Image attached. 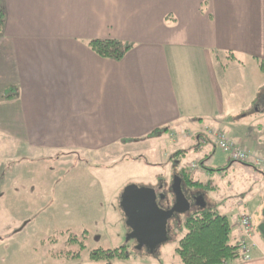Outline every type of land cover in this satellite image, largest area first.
Here are the masks:
<instances>
[{
	"label": "crops",
	"instance_id": "crops-1",
	"mask_svg": "<svg viewBox=\"0 0 264 264\" xmlns=\"http://www.w3.org/2000/svg\"><path fill=\"white\" fill-rule=\"evenodd\" d=\"M92 40L132 48L113 61L92 52ZM223 55L233 67L220 65ZM243 60L264 69V0H0V88L16 98L0 106V134L22 146L25 158L80 152L97 166L126 158L132 150L125 146L154 140L148 135L156 129H167L184 154L193 141L206 158L217 150L214 141L205 136L201 145L198 137L223 131L264 157V122L243 125L223 115L259 93ZM244 213L233 232L230 226L234 246ZM257 238L248 261L225 264H264Z\"/></svg>",
	"mask_w": 264,
	"mask_h": 264
},
{
	"label": "rangeland",
	"instance_id": "rangeland-1",
	"mask_svg": "<svg viewBox=\"0 0 264 264\" xmlns=\"http://www.w3.org/2000/svg\"><path fill=\"white\" fill-rule=\"evenodd\" d=\"M220 63L234 66L229 55L221 56ZM244 64L259 93L253 103L242 99L244 102L229 107L223 115L243 125L258 126L264 122V69L252 61ZM184 67L185 75H189L191 65L185 63ZM186 83L190 89L191 80ZM12 95L10 90L0 88V106L8 99H16L15 93ZM198 117L204 122L210 120ZM170 140V133H163L154 140L136 142L123 148L132 150L125 157L135 161L119 157L97 166L95 160L80 152L41 151L35 157H29L28 152L24 153L25 158L19 155L22 146L1 136L0 264H180L176 249L186 233L184 221L200 208V198L209 209L226 216L230 226L244 211L257 228L264 211V172L238 163L228 164L219 150H211L204 158L202 150L193 148V141L184 145L188 147L185 154H177L181 147L176 149ZM191 162H198L191 178L203 186L194 189L181 182L189 211L174 214L168 221L166 242L153 251L138 249L135 241L128 240L130 232L120 208L123 190L129 185L162 189L165 202H160V206L169 208L175 202L173 179L183 168L190 172ZM205 167L210 171H205ZM30 218L32 225L16 235L17 228ZM256 233L263 243L260 233ZM120 247H125L128 255L124 261L90 259L92 251Z\"/></svg>",
	"mask_w": 264,
	"mask_h": 264
},
{
	"label": "trees",
	"instance_id": "trees-1",
	"mask_svg": "<svg viewBox=\"0 0 264 264\" xmlns=\"http://www.w3.org/2000/svg\"><path fill=\"white\" fill-rule=\"evenodd\" d=\"M87 46L97 56L113 61H120L132 48L129 44L114 40H92L87 42ZM261 67H264L263 63H261ZM166 131L167 129H156L148 135V138L158 137ZM182 153L178 152L177 154ZM124 160L135 161L136 159L131 157L124 158ZM202 162H200V167ZM178 177L181 182L191 188L196 189L203 186L201 182L194 181L191 174L184 168L181 169ZM156 192L160 194L162 190L156 189ZM184 227L186 233L176 249L181 264H222L239 258L238 247L230 243L231 227L226 216L218 215L205 205L204 208L200 207L194 210L185 219ZM256 231H258L257 228ZM113 258L121 261L128 259L125 247L114 250L99 249L90 254L91 261L95 262Z\"/></svg>",
	"mask_w": 264,
	"mask_h": 264
},
{
	"label": "water",
	"instance_id": "water-1",
	"mask_svg": "<svg viewBox=\"0 0 264 264\" xmlns=\"http://www.w3.org/2000/svg\"><path fill=\"white\" fill-rule=\"evenodd\" d=\"M174 204L169 209L160 207L158 201L165 200L163 194L158 195L154 188L129 185L120 197V208L126 219V226L130 233L128 240L136 242L137 248H146L153 251L158 245L167 240V223L174 214H183L189 211L190 203L181 191V179L175 176L172 184ZM199 207L205 203L197 200ZM263 221L257 230L264 242V211Z\"/></svg>",
	"mask_w": 264,
	"mask_h": 264
},
{
	"label": "built area",
	"instance_id": "built-area-1",
	"mask_svg": "<svg viewBox=\"0 0 264 264\" xmlns=\"http://www.w3.org/2000/svg\"><path fill=\"white\" fill-rule=\"evenodd\" d=\"M261 131L264 134V125ZM204 136L212 139L216 147L222 153L226 154L229 160L240 164L251 163L255 168L264 170V157L262 158L252 155L251 152L241 148L239 145L231 141L224 132L206 131ZM203 137L200 141L204 144L205 141ZM238 228L241 232L239 248L242 254V259L248 261L250 259V251L256 248V245L253 243L254 227L251 217L247 214H241L238 220Z\"/></svg>",
	"mask_w": 264,
	"mask_h": 264
}]
</instances>
